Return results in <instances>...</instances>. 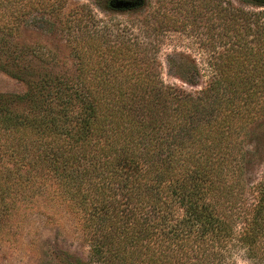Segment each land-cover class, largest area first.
Segmentation results:
<instances>
[{
    "label": "trees",
    "instance_id": "1",
    "mask_svg": "<svg viewBox=\"0 0 264 264\" xmlns=\"http://www.w3.org/2000/svg\"><path fill=\"white\" fill-rule=\"evenodd\" d=\"M240 1L202 2L216 34L206 83L181 56L172 68L183 82L167 84L159 41L93 15L78 21L76 80L25 77L6 67L23 60L11 39L25 13L52 15L63 0H0V68L28 86L0 93V234L37 170L41 189L54 187L80 215L90 244L86 261L48 249L51 264H224L228 247L264 253V176L249 211L243 138L264 117V0Z\"/></svg>",
    "mask_w": 264,
    "mask_h": 264
},
{
    "label": "rangeland",
    "instance_id": "2",
    "mask_svg": "<svg viewBox=\"0 0 264 264\" xmlns=\"http://www.w3.org/2000/svg\"><path fill=\"white\" fill-rule=\"evenodd\" d=\"M202 2L144 0L137 8L117 9L110 6L109 0H63L52 15L38 11L25 13L18 34L11 39L14 50L21 52L23 60L19 66L12 62L5 64L25 70V77L36 80L45 72L76 80L78 59L73 53L77 44L74 37L82 25L78 21L93 15L101 20L99 26L111 25L114 29L124 30L129 37L149 44L151 39L159 41L157 56L162 78L167 84H182L172 68L181 56H186L187 63L199 66L203 73L201 84H204L207 81L205 70L214 57L216 34L208 28L214 19H211L213 9ZM25 77L17 79L0 68V93L26 92ZM243 138L250 160L245 175L246 204L250 211L257 203V184L264 176V117L249 126ZM8 165L13 166L12 163ZM29 175L32 182L25 186V191L26 197H30L16 199L0 234V264H51L44 255L48 249H65L85 261L90 260V244L80 215L71 204L65 201L63 205L59 204L62 199L54 187L41 189L43 179L37 170ZM224 253V264H264V253L250 257L240 246L228 247Z\"/></svg>",
    "mask_w": 264,
    "mask_h": 264
}]
</instances>
